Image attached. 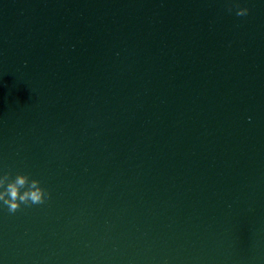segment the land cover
Listing matches in <instances>:
<instances>
[{
    "label": "water",
    "instance_id": "95a60500",
    "mask_svg": "<svg viewBox=\"0 0 264 264\" xmlns=\"http://www.w3.org/2000/svg\"><path fill=\"white\" fill-rule=\"evenodd\" d=\"M5 174L0 264H264V0H0Z\"/></svg>",
    "mask_w": 264,
    "mask_h": 264
},
{
    "label": "clouds",
    "instance_id": "9594fccd",
    "mask_svg": "<svg viewBox=\"0 0 264 264\" xmlns=\"http://www.w3.org/2000/svg\"><path fill=\"white\" fill-rule=\"evenodd\" d=\"M249 12L247 8H240L236 15L246 16ZM10 174H5L0 178V201H3L10 213H15L21 204L39 205L44 204L51 193L41 187V182L37 179H29L28 175L18 174L14 180H9ZM6 185V187H5ZM23 189V191H21Z\"/></svg>",
    "mask_w": 264,
    "mask_h": 264
}]
</instances>
